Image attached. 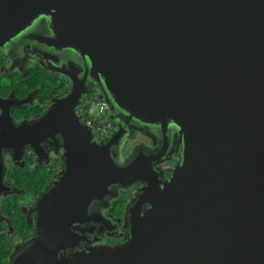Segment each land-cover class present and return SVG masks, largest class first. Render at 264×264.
Listing matches in <instances>:
<instances>
[{"label":"water","instance_id":"obj_1","mask_svg":"<svg viewBox=\"0 0 264 264\" xmlns=\"http://www.w3.org/2000/svg\"><path fill=\"white\" fill-rule=\"evenodd\" d=\"M42 14L47 42L80 56L97 86L69 75L38 120L63 136L65 168L8 264H264V0H0V45ZM83 95L160 135L120 161L123 130L93 140ZM136 182L125 241L88 246L75 228L90 202Z\"/></svg>","mask_w":264,"mask_h":264},{"label":"flooded vegetation","instance_id":"obj_2","mask_svg":"<svg viewBox=\"0 0 264 264\" xmlns=\"http://www.w3.org/2000/svg\"><path fill=\"white\" fill-rule=\"evenodd\" d=\"M47 16L50 15L42 14L39 20L0 45V140L8 142V145L0 143V264H8L17 247L32 238L33 204L65 168L63 136L37 126L38 120L54 101L68 95L72 85L69 75L76 76L80 83L97 86L91 72L86 75L87 65L80 56L70 48L47 42L54 36ZM93 97L96 96L81 97L76 107L81 118L84 103ZM108 106L113 133L118 127L124 132L119 146L120 161H125L138 144L153 146L152 136L160 135L155 126L140 124L125 115L119 119ZM170 129L167 139L173 144L170 136L172 133L175 137L177 127L173 125ZM176 162L175 155L171 159L165 156L159 166L171 168ZM141 186L142 183L136 182L128 188H119L118 195L111 197L105 206L104 203L91 206L90 202L84 218L96 217L97 221L91 218L75 228L85 236L88 246L125 241L127 204ZM92 207L101 208L100 213L96 215Z\"/></svg>","mask_w":264,"mask_h":264},{"label":"built area","instance_id":"obj_3","mask_svg":"<svg viewBox=\"0 0 264 264\" xmlns=\"http://www.w3.org/2000/svg\"><path fill=\"white\" fill-rule=\"evenodd\" d=\"M81 115L83 121L92 130L93 140L101 142L112 135L113 124L106 100L98 97L90 98L84 103Z\"/></svg>","mask_w":264,"mask_h":264},{"label":"bare ground","instance_id":"obj_4","mask_svg":"<svg viewBox=\"0 0 264 264\" xmlns=\"http://www.w3.org/2000/svg\"><path fill=\"white\" fill-rule=\"evenodd\" d=\"M171 167V166H170ZM169 168V167H168Z\"/></svg>","mask_w":264,"mask_h":264},{"label":"trees","instance_id":"obj_5","mask_svg":"<svg viewBox=\"0 0 264 264\" xmlns=\"http://www.w3.org/2000/svg\"><path fill=\"white\" fill-rule=\"evenodd\" d=\"M119 202H121V201H119Z\"/></svg>","mask_w":264,"mask_h":264}]
</instances>
